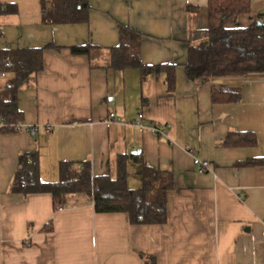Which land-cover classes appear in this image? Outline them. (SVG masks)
<instances>
[{
  "label": "crops",
  "instance_id": "0c3cea01",
  "mask_svg": "<svg viewBox=\"0 0 264 264\" xmlns=\"http://www.w3.org/2000/svg\"><path fill=\"white\" fill-rule=\"evenodd\" d=\"M209 1L89 0L87 22L45 23L42 0H0V64L15 49H43L44 60L18 99L36 134L0 133V264H145L142 254L157 264H264V74L188 78L189 37L208 26ZM252 5L237 26L264 21V0ZM122 27L141 34L145 65L176 66L173 92L166 72L106 67ZM88 43L102 49L95 59L72 51ZM12 76L0 72V87ZM221 87H239L242 98L213 102ZM140 113L146 124H166L167 135L138 127ZM231 133L257 143L224 145ZM35 151L45 181L58 179L61 161L89 160L96 176L115 177L128 155L131 188L143 185L132 158L142 155L173 174L167 221L133 224L127 213L96 212L86 197L55 210L51 193L12 192L19 156ZM194 158L210 169L200 172ZM250 159L262 162L240 164ZM51 219L54 228L42 230Z\"/></svg>",
  "mask_w": 264,
  "mask_h": 264
},
{
  "label": "trees",
  "instance_id": "16d2710c",
  "mask_svg": "<svg viewBox=\"0 0 264 264\" xmlns=\"http://www.w3.org/2000/svg\"><path fill=\"white\" fill-rule=\"evenodd\" d=\"M1 6V4H0ZM252 0H210L207 4L208 26L194 29L189 37L188 62L185 72L189 79L203 77L250 76L264 74V24L254 22L247 27L237 26L238 18L252 11ZM91 11L89 0H42L45 23L87 22ZM263 21V20H262ZM264 22V21H263ZM142 36L129 27L120 30V41L109 49L108 68L126 70L139 68L142 77L147 74L167 73L169 91L176 88V66L163 64L148 66L142 62ZM77 54L95 59L102 51L90 43L72 47ZM5 60L0 72L13 73L0 87V120L5 124L2 132L18 131L24 122V113L19 108V93L36 80L44 68L43 49H15L5 51ZM242 98L239 87L213 88V102H238ZM237 138L234 140L233 138ZM257 138L250 133H231L224 145H255ZM130 156L120 155L117 175L96 176L89 160L61 161L59 177L45 181L41 173L40 153L24 152L19 156V165L11 183V191L25 196L34 193H51L54 209L71 206L75 197L93 201L96 212L127 213L133 224H162L167 221V192L175 187L171 172L148 165L142 155H133L140 164L143 185L131 188L128 185L127 161ZM262 160L250 159L244 165H256ZM53 219L42 227L51 231ZM145 264H157L154 256L142 254Z\"/></svg>",
  "mask_w": 264,
  "mask_h": 264
},
{
  "label": "built area",
  "instance_id": "2783aa9c",
  "mask_svg": "<svg viewBox=\"0 0 264 264\" xmlns=\"http://www.w3.org/2000/svg\"><path fill=\"white\" fill-rule=\"evenodd\" d=\"M110 117H112V118L116 117L117 118L115 113H111ZM145 122L146 121H144L143 113H140L138 115V118L135 121V123L138 127H140L141 129H145V128L147 129L148 128L155 135H161V136L167 135L168 126L166 124H154V123H150V122L146 124ZM4 126H5V124L0 120V129L3 128ZM17 130L18 131H28L32 135H34L37 132V127L22 123V124L18 125ZM194 164L198 167L200 172H206L210 169V162L207 160H202L200 158H194Z\"/></svg>",
  "mask_w": 264,
  "mask_h": 264
},
{
  "label": "water",
  "instance_id": "95a60500",
  "mask_svg": "<svg viewBox=\"0 0 264 264\" xmlns=\"http://www.w3.org/2000/svg\"><path fill=\"white\" fill-rule=\"evenodd\" d=\"M257 24H258V25H262V24H264V22H263L261 19H258V20H257Z\"/></svg>",
  "mask_w": 264,
  "mask_h": 264
}]
</instances>
